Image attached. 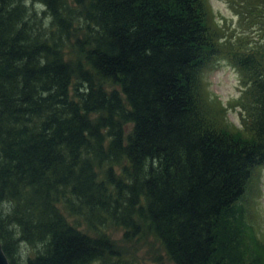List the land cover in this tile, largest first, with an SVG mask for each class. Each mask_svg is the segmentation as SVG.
<instances>
[{"label": "trees", "instance_id": "trees-1", "mask_svg": "<svg viewBox=\"0 0 264 264\" xmlns=\"http://www.w3.org/2000/svg\"><path fill=\"white\" fill-rule=\"evenodd\" d=\"M24 1L0 0L9 264H129L108 227L150 235L172 264H264L242 214L264 169V0H229L240 32L207 0ZM220 61L241 86L228 106L205 84Z\"/></svg>", "mask_w": 264, "mask_h": 264}, {"label": "rangeland", "instance_id": "rangeland-1", "mask_svg": "<svg viewBox=\"0 0 264 264\" xmlns=\"http://www.w3.org/2000/svg\"><path fill=\"white\" fill-rule=\"evenodd\" d=\"M26 1V0H25ZM24 1V3H25ZM209 5V20L218 23L221 27L228 25L234 27L240 32L239 25L237 24V18L234 15V11L229 6V0H207ZM34 4V8L28 7L31 11L37 10L41 12L43 8L35 0H28L26 5ZM33 13V12H32ZM211 14V15H210ZM42 17V14L40 15ZM251 32L254 28L249 29ZM257 32H255L256 34ZM258 37V34L255 35ZM74 36L71 34L70 42L67 47H64L63 57L65 59H73L76 56L75 51L72 49L74 45ZM80 52V50H79ZM16 66V63L13 64ZM76 75L73 81L76 79V85H79V93H82L85 88H89L91 85V78L85 74L83 78ZM206 89L210 97L212 95L221 101L224 105H229L235 101L241 92V86L239 83V77L235 69L230 67L228 64L220 61V64L209 72L205 76ZM70 93L72 94V87H70ZM227 118L234 125H239L238 110L235 109L228 111ZM131 126L127 125V131ZM98 179H102V176H98ZM258 197H249L246 204H248L243 210V220L247 223V231L251 236L252 241L260 245H264V169L262 173V181L258 186ZM257 190V191H258ZM65 215V213H63ZM70 222L78 227L76 219L68 218ZM85 233H89L85 225L78 227ZM105 233L109 235L115 243V247L120 251L122 258L128 260L129 264H172L166 259L164 250L160 244L155 241L150 235L144 234L137 239L131 241L123 240V231L114 227H108ZM263 249V246H262ZM27 250H24V258L27 256ZM96 264V263H94Z\"/></svg>", "mask_w": 264, "mask_h": 264}, {"label": "water", "instance_id": "water-1", "mask_svg": "<svg viewBox=\"0 0 264 264\" xmlns=\"http://www.w3.org/2000/svg\"><path fill=\"white\" fill-rule=\"evenodd\" d=\"M0 264H9L0 244Z\"/></svg>", "mask_w": 264, "mask_h": 264}]
</instances>
